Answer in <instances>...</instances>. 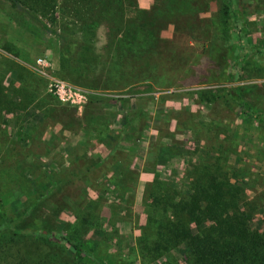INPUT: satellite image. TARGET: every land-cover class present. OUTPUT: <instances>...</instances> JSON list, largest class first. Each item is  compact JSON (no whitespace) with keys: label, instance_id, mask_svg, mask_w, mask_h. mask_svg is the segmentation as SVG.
Returning <instances> with one entry per match:
<instances>
[{"label":"rangeland","instance_id":"obj_1","mask_svg":"<svg viewBox=\"0 0 264 264\" xmlns=\"http://www.w3.org/2000/svg\"><path fill=\"white\" fill-rule=\"evenodd\" d=\"M221 1L204 3L201 9L207 12L200 15V25L196 19L194 26L181 16L160 25L165 29L157 36L176 37L178 50L188 46L195 53L184 82L164 92L149 85L134 87L132 93L130 89L119 92L115 89L118 81L111 78H104L97 88L73 82L61 74L55 38L48 44L39 43L0 13V84L4 99L11 100L15 108L0 107V197L6 196L9 207L17 212L22 206L34 205L21 227L47 235L36 239V251L30 253L36 264L73 263L66 255L68 246L61 245L57 237L77 231L75 224L81 215H91L94 224L78 232L80 239L101 257L110 255L113 264H145L139 239L148 217L161 218L149 208L157 176L185 198L190 185L207 173L238 182L245 201L257 207L251 229L263 233L264 76L254 72L242 80L227 81L228 46L211 35ZM239 1L250 8L249 20L257 29L253 41L264 42V0ZM124 2L125 17L131 20L151 19L163 6L162 0ZM107 31L106 27L98 30V54L110 37ZM141 58H125L123 73ZM17 73H22L24 81ZM12 84L16 87L10 88ZM230 87L240 89L246 107L229 97ZM22 88L28 95L25 100L15 95ZM69 91L72 99L66 100ZM202 92L208 98L216 93L220 97L214 103L201 102ZM21 101L22 105H16ZM140 111L138 119L145 128L142 161L130 168L124 164L114 172L113 164L120 162L119 154L113 152L85 174L90 160H103L110 153L105 145L118 141L125 115ZM75 170L81 171L82 181L88 184L47 193L56 185L59 172L65 178ZM164 264L172 262L164 260Z\"/></svg>","mask_w":264,"mask_h":264},{"label":"trees","instance_id":"obj_2","mask_svg":"<svg viewBox=\"0 0 264 264\" xmlns=\"http://www.w3.org/2000/svg\"><path fill=\"white\" fill-rule=\"evenodd\" d=\"M206 1L208 6L212 0H162L163 6L155 8L156 14L142 21L126 19L124 0H0V13L39 43L48 44L55 38L59 42L61 74L73 82L97 88L104 78L116 83L124 71L122 61L141 58L149 41L165 29L160 25L168 19L181 16L191 24L196 19L200 25V15L207 12L201 9ZM249 11L248 5L239 0H222L210 32L213 40L219 39L228 46L230 61L228 66L225 64L224 75L230 83L254 72L264 76V42L253 41L257 29L249 20ZM101 27L108 28L110 37L98 54L97 33ZM17 76L24 81L22 73ZM239 90L230 87L228 95L246 107ZM134 91L132 88L128 92ZM4 92L1 83L0 107L15 110L13 102L4 99ZM15 93L23 100L28 98L24 88ZM201 96V102L207 103H214L220 97L216 93L208 98L204 92ZM16 105H22V101ZM140 115L141 111L125 115L118 141H113V146L112 143L105 145L106 153L111 149L110 153L103 160L101 157L93 162L89 159L91 165L85 174L97 169L99 162L107 160L113 152L119 154L120 162L113 164L114 172L124 164L130 168L142 161L141 137L145 128L138 119ZM80 172L71 171L65 178L59 172L56 185L50 186L47 193H53L55 188H80L88 184L82 181ZM153 191L149 208L152 213H159L162 220L153 221L148 217L144 235L139 239L140 256L145 264H164V260L172 264H264V218L261 220L263 233L251 229L257 207L245 201L244 190L238 182L207 173L190 185L185 198L157 176ZM25 201L26 197L23 205ZM33 208L34 205L27 204L20 212L13 211L6 196L0 197V264H36L30 253L36 251V239L47 235L21 227ZM91 217H78L77 231L58 235V242L68 246L66 255L72 259L71 264H113L110 255L101 257L95 248L80 239L78 232L94 224Z\"/></svg>","mask_w":264,"mask_h":264},{"label":"crops","instance_id":"obj_3","mask_svg":"<svg viewBox=\"0 0 264 264\" xmlns=\"http://www.w3.org/2000/svg\"><path fill=\"white\" fill-rule=\"evenodd\" d=\"M177 39L157 36L142 58L133 61L115 85L119 92L149 85L157 91H170L182 84L195 59L190 47H181Z\"/></svg>","mask_w":264,"mask_h":264},{"label":"built area","instance_id":"obj_4","mask_svg":"<svg viewBox=\"0 0 264 264\" xmlns=\"http://www.w3.org/2000/svg\"><path fill=\"white\" fill-rule=\"evenodd\" d=\"M65 94V93H64ZM66 96H67V99L66 100H70L72 99V94L71 92L69 91L68 93H66Z\"/></svg>","mask_w":264,"mask_h":264}]
</instances>
